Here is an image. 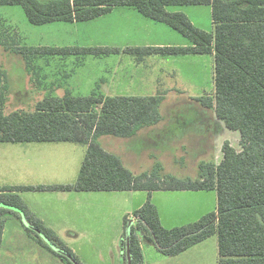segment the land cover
Here are the masks:
<instances>
[{
    "label": "trees",
    "instance_id": "16d2710c",
    "mask_svg": "<svg viewBox=\"0 0 264 264\" xmlns=\"http://www.w3.org/2000/svg\"><path fill=\"white\" fill-rule=\"evenodd\" d=\"M212 7L214 30L194 26L180 12L169 7ZM0 6L21 7L30 24L87 22L108 15L116 7H133L145 17L164 23L184 35L187 48H129L126 53L213 55L215 92L198 101L215 112L232 131L241 135V149L227 141L219 164L201 162L196 179H178L154 171L134 174L121 158L105 150L103 136L130 138L144 127L161 122L163 96H113L93 92L63 97L49 95L34 111L6 113L10 95L7 73L0 84V143H74L87 146L78 179L73 184L12 187L0 189V252L8 210L22 213L39 234L38 243L57 249L68 264V256L79 263L72 251L32 214L20 197L24 192H139L216 191L217 210L199 221L172 229L164 228L157 207L148 201L125 220L130 223L132 264H144L141 243L148 238L160 252L175 257L212 236H218V264H264V0H0ZM1 45L21 55L30 74L36 60L52 56H109L110 48L20 46L9 36ZM133 220V221H132ZM64 254V256H63ZM124 264H127L125 256Z\"/></svg>",
    "mask_w": 264,
    "mask_h": 264
},
{
    "label": "crops",
    "instance_id": "0c3cea01",
    "mask_svg": "<svg viewBox=\"0 0 264 264\" xmlns=\"http://www.w3.org/2000/svg\"><path fill=\"white\" fill-rule=\"evenodd\" d=\"M14 7L18 6H0V20L6 25V31L8 30L9 37L17 39L21 44L23 43V39L18 31L16 19L12 16L16 13H20L21 15V12ZM197 7L198 9H208V13L211 15L212 29L206 32H212L214 30V24L212 20V7L210 5L169 7L168 11L172 13H184L194 26L201 29L188 13V10L191 12L196 11L190 9ZM2 13L5 14L4 17ZM59 23H61L60 31L66 35L65 40L56 39L52 32L44 29H53V27ZM36 27L43 29L36 32L38 36L37 47L40 48L84 47L117 49L118 52L101 57L114 56L116 66L115 83L118 86L125 83L126 87L131 88L134 84H137L135 83V76H140L141 81H139L137 85L142 89L147 87L152 89V91H141V94H150L151 96L167 93L187 94L189 93L186 90L188 84L184 85L180 81L182 79L181 72L184 73L183 76L188 75L196 78V80L197 77L202 74V71L198 70L197 64L199 61L202 64L204 55H163L160 53H152L144 55L143 57H138L126 53L125 50L129 48H187L191 46V42L184 35L164 23L145 17L133 7H116L108 15L87 22H55ZM11 32H13L14 35H11ZM25 45L28 46L27 44ZM209 56L214 59L213 55ZM55 57L59 56H52L46 59L52 62ZM213 70L214 79L215 63ZM26 76L27 72L23 78L24 82L18 85L19 90L14 91L13 94H27V90H24L27 86V81L25 80ZM36 79L37 82L34 89L37 90V93H46L47 91L45 90L49 89L48 92L52 94L53 90L58 85V83L55 84L52 75L46 77V79L42 77ZM11 93L10 86V94ZM123 94H130L126 96H134L136 93L127 90L123 92ZM232 146L234 147L233 144ZM64 148L65 146H60V143H0V189L23 186L68 185L75 183L76 181L73 179L75 177V170H78L80 173L82 162L79 160L78 166L76 164V169L74 170L73 168L71 169V167L69 168L72 164V160L68 157V153L62 151ZM234 148L237 150L241 149V140L240 149ZM121 160L125 167H127L122 158ZM134 174L138 175L141 173ZM69 178L73 181H65L69 180ZM37 193L45 192L20 193V197L28 210L39 218L46 227L51 229L60 240H63L61 239L62 232L67 234V239L89 240L85 242L86 247H88L90 251L88 252L91 254L93 251L94 254L98 256H101L104 250H102L103 248L100 246H93L94 243L91 240L94 238H103L104 234L101 235L102 231L100 228L90 226V216L87 212H90L100 220L102 217L104 224L107 223V214L111 216L110 219L112 220L111 224L113 227L110 232L113 235L112 242L116 249L120 240L121 243H123L124 240L126 241V218L133 219L134 212L144 206L148 201L157 207L161 223L163 227L167 229L176 228L177 226L168 227L164 221L159 204L167 201V199L174 198V200H180L188 196L203 198L209 195L206 193H210V195L214 197V209L203 208V200L200 199L199 204L197 203L199 209L196 214H194L192 221H187L180 226L197 222L205 215L216 212L217 210L216 191H155L151 194L145 191L58 192L59 194L57 197L63 198L60 202L67 204V212L62 209L60 210L53 201H50L46 205V210L41 206V202L37 201V196H31ZM211 193H214L215 196ZM80 207L83 208L82 211H79ZM65 212L66 214L63 216L62 220V224H65V227H62L61 217ZM6 215L7 221L3 233L0 264H67L64 262V259L57 255L62 254L59 253L57 249L53 248L51 250L37 243V235L40 236V234L32 228L22 213L18 214L15 211L8 210ZM173 219L175 218L173 217ZM62 242L65 243L64 241ZM150 243L152 245H144L143 242L141 243L144 264H218L219 242L217 235L210 237L175 257L163 255L156 245L151 241ZM65 245L76 256L79 262L77 264H84L78 255V250L69 244L65 243ZM118 251L115 264H124L126 246L124 250L119 248ZM50 255H54L56 260L60 261V263L49 262L50 258L48 259V256Z\"/></svg>",
    "mask_w": 264,
    "mask_h": 264
},
{
    "label": "rangeland",
    "instance_id": "374dc122",
    "mask_svg": "<svg viewBox=\"0 0 264 264\" xmlns=\"http://www.w3.org/2000/svg\"><path fill=\"white\" fill-rule=\"evenodd\" d=\"M14 8L21 12V15L20 13L12 15L16 19L18 31L23 39V43L20 45L27 44L28 46L37 47L38 36L36 32L43 29L30 24L23 9L20 7ZM190 10H196L192 12L188 10V13L192 20L198 24V27L205 31H211V15L208 13V9H198L197 7ZM2 15L3 17L5 16L4 13ZM60 26L61 23L56 24L53 29L43 28L52 32L56 39L65 40L66 35L60 31ZM6 29V25L0 20V42L9 36ZM11 35H14V33L11 32ZM197 66L198 70L202 71L201 76L197 77V80L188 75L183 76L184 73L181 72L182 79L180 81L184 85L188 84L186 90L189 93L161 94L164 98L160 106L161 123L144 127L135 136L130 138L103 136L100 139L102 147L109 152L119 155L126 166L134 173L154 171V166L159 163L162 167V174L171 175L183 180L198 178L200 173L199 164L201 162L219 164L223 159L222 148L225 142L230 141L234 147L240 149V132L229 130L224 121L216 118L214 111L206 109L200 101L196 100L207 96L213 97L214 95L213 57L204 55L202 64L199 61ZM35 67L36 73L30 74L25 69L26 63L23 57L12 51L5 50L0 44V70L7 73L12 91L6 106L7 114L15 111H34L38 102L42 101L45 97L49 95L63 97L67 91L75 96L84 97L90 96L93 92L105 97L130 95L123 94L127 90L135 92L134 96H151L150 94H141V91H152V89L150 87L142 89L137 85L141 81L140 76H135V83L137 84H134L131 88L126 87L125 83L121 84L122 86L116 85L114 56L55 57L52 62L48 59L36 60ZM1 71L0 84L2 83ZM26 72L27 76L25 80L27 81V86L24 90H27V94H13L14 91L19 90L18 85L24 82L23 78ZM50 75L53 76L55 84L58 83L52 94L48 92L49 89L45 90L47 91L46 93H37V90L34 89L37 82L36 78L42 77L46 79ZM60 146H65L62 151L68 153V157L72 160L69 168L76 169V164L78 166L79 160L83 163L87 152L86 146L69 143H60ZM74 175L73 179L76 181L79 171L75 170ZM65 181L73 180L69 178V180ZM58 194V192H45L31 196H37V201H40L41 206L44 208L50 201H53L60 210L62 209L67 212V204L60 202L63 198L57 197ZM206 194L209 195L203 198L187 195L186 199L174 200L172 198L161 202L159 205L166 225L168 227H174L175 225L179 227L187 221H192L194 214L199 209L197 203L199 204L200 199L203 200L202 205L204 206L201 207L214 209V197L210 193ZM211 194L215 196L214 193ZM45 209L47 210V208ZM82 210L83 208L80 207L79 211ZM66 212L62 214L61 224ZM87 214L90 216V226L100 228L102 231L101 235L104 234L103 238L91 240L94 243L93 246L102 247L104 253L98 256L92 251L90 254L89 248L85 245V242L89 240L67 239L65 232L61 233L62 241L78 250V255L84 264H115L119 248L125 249V240L123 243L120 240L115 249V245L112 242L113 235L110 232L113 227L111 224L112 220L110 219L111 216L107 214V223L104 224L102 217L100 220L90 212H87ZM62 227H65V224H62ZM148 240V238L142 239L144 245H152L150 240ZM65 257L73 264L74 261L70 257ZM48 259L49 262L60 263L54 255L48 256ZM64 262L67 263L65 260Z\"/></svg>",
    "mask_w": 264,
    "mask_h": 264
},
{
    "label": "water",
    "instance_id": "95a60500",
    "mask_svg": "<svg viewBox=\"0 0 264 264\" xmlns=\"http://www.w3.org/2000/svg\"><path fill=\"white\" fill-rule=\"evenodd\" d=\"M131 225L132 223L128 225L127 233H126V241H125L127 264H132V259H131V254H130Z\"/></svg>",
    "mask_w": 264,
    "mask_h": 264
}]
</instances>
